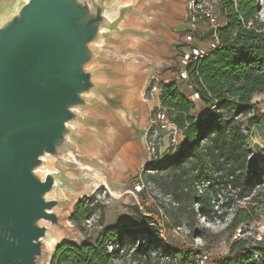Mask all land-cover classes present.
Here are the masks:
<instances>
[{
  "label": "water",
  "instance_id": "obj_1",
  "mask_svg": "<svg viewBox=\"0 0 264 264\" xmlns=\"http://www.w3.org/2000/svg\"><path fill=\"white\" fill-rule=\"evenodd\" d=\"M140 4L0 0V264L46 258L69 194L99 174L87 152L126 110Z\"/></svg>",
  "mask_w": 264,
  "mask_h": 264
},
{
  "label": "trees",
  "instance_id": "obj_2",
  "mask_svg": "<svg viewBox=\"0 0 264 264\" xmlns=\"http://www.w3.org/2000/svg\"><path fill=\"white\" fill-rule=\"evenodd\" d=\"M217 5L225 20L217 29L218 44L186 67L187 82L206 109L194 115L193 102L175 82L163 85L159 94L160 107L183 139L153 160V169L163 174L148 177L170 196L174 207L160 214L132 205L135 226L98 230L93 239L79 244L63 242L50 264H115L109 247L137 234L150 236L177 264H192L202 248L166 243L161 234L165 217L173 222L172 229L180 228L184 221L202 237L204 228L197 231L192 223L197 215L209 221H223L231 215L229 228L235 231L264 213V168L251 161L249 129L235 121L237 115L256 108L255 95L264 94L261 4L259 0H217ZM247 124L254 126L255 116ZM89 203L88 198L76 202L69 221L79 226L89 216ZM210 258L212 264H264V239L253 244L235 240L227 254Z\"/></svg>",
  "mask_w": 264,
  "mask_h": 264
},
{
  "label": "rangeland",
  "instance_id": "obj_3",
  "mask_svg": "<svg viewBox=\"0 0 264 264\" xmlns=\"http://www.w3.org/2000/svg\"><path fill=\"white\" fill-rule=\"evenodd\" d=\"M215 3L217 4V0H215ZM260 6L259 19L264 22V2ZM179 79L178 81H180ZM188 84L186 85V90L191 95L194 88L189 87ZM182 88L183 90L185 89L184 87ZM189 98L190 101L193 100L194 110L192 113L196 115L202 110L203 105L198 98L192 99L191 96ZM253 102L257 103L256 108H249L245 113L237 115L235 121L240 122L243 127L249 129L248 137L252 147L251 161L254 165L264 168V109H262L264 106V94L255 95ZM250 116H255L256 124L254 126L247 124V119ZM86 130L85 134H89L90 131ZM178 134L180 132L174 136L168 130H158L156 136L150 138L156 149L155 156L149 158L146 152L149 163L133 177L123 180L122 185L118 181L111 179V176L108 175L109 169L104 163L96 162L95 167H97L99 174H88L87 178L83 179L84 190L69 194L72 197V202L69 207L62 210L65 228L57 230L58 234L53 236L55 242L47 247L49 250L46 258L41 259L39 264H50L55 249L63 242L79 244L87 238L93 239L95 232L98 230L117 226H135V215L130 208L132 205L138 206L143 212L151 210L153 213L158 211L162 214L165 209L171 211L174 203L170 200V196L163 194L156 187L155 179L148 177V174H163L161 171L153 169L152 162L171 146L174 142L173 138L176 140L175 144L177 143ZM96 136L97 134L93 137ZM102 146H104V143L101 144V148ZM87 154L89 158H93L92 156L95 155L98 160V154L95 151L91 152L90 150ZM111 182L117 185H112ZM137 183L144 185V191L135 192ZM84 198L90 200V213L79 226H76L69 221V216L74 204ZM230 218L231 215L223 221H209L197 215L192 220L195 229L198 231L199 228H204L203 236L199 237L197 232L189 230L187 223L184 221L179 229V234L173 233L172 226L174 224L172 221L170 222L171 219L169 220L165 217L164 229L161 230V234L164 236V241L170 245L185 247L194 245L202 248V252L196 254L195 261L192 264H201L199 263V258L203 255H206L207 259L202 264H212L210 256L227 254L231 243L235 240L243 239L253 244L264 239L263 212L257 221L241 225L235 231L229 228ZM109 250L114 252L115 264H177V261L171 258L164 248L148 235L137 234L134 237H124L121 241L109 247Z\"/></svg>",
  "mask_w": 264,
  "mask_h": 264
},
{
  "label": "crops",
  "instance_id": "obj_4",
  "mask_svg": "<svg viewBox=\"0 0 264 264\" xmlns=\"http://www.w3.org/2000/svg\"><path fill=\"white\" fill-rule=\"evenodd\" d=\"M140 1L141 14L132 20L140 34L132 38L124 70L126 110L109 126L104 146L97 152L98 160L109 169L108 175L121 185L123 180L133 177L149 163L145 134L153 110L160 107L162 86L175 82L190 100L194 91L189 95L188 82L178 77L182 70L181 57L190 46L206 47L210 40L209 32L202 25L192 34L189 32L186 0ZM202 105L196 115L206 109ZM178 135L177 143L183 139L181 133Z\"/></svg>",
  "mask_w": 264,
  "mask_h": 264
},
{
  "label": "built area",
  "instance_id": "obj_5",
  "mask_svg": "<svg viewBox=\"0 0 264 264\" xmlns=\"http://www.w3.org/2000/svg\"><path fill=\"white\" fill-rule=\"evenodd\" d=\"M186 22L189 28V32H192L202 25L209 32V44L206 47L190 46L182 54V70L179 72V78L181 80H188L186 67L193 61L204 57L210 51L214 50L218 44L217 29L223 25V17L219 6L215 3V0H186ZM198 98L197 93L193 92L192 99ZM264 109V106L263 108ZM168 130L174 136L180 132L177 127L171 122L166 110L157 107L152 116L149 119L148 128L145 134V149L149 158L155 156L156 149L150 138L155 137L158 130ZM173 143L176 142L173 138ZM171 144V145H172ZM161 155V154H160ZM158 157V156H157ZM156 157V158H157ZM155 158V159H156ZM144 191V185L137 183L135 185V192ZM180 228H173V233L179 234ZM207 259L206 255L200 256L199 263H204Z\"/></svg>",
  "mask_w": 264,
  "mask_h": 264
},
{
  "label": "bare ground",
  "instance_id": "obj_6",
  "mask_svg": "<svg viewBox=\"0 0 264 264\" xmlns=\"http://www.w3.org/2000/svg\"><path fill=\"white\" fill-rule=\"evenodd\" d=\"M264 2V0H259V3L262 4ZM55 242L54 237L52 236L51 238H49V240L47 241V247L53 245V243Z\"/></svg>",
  "mask_w": 264,
  "mask_h": 264
}]
</instances>
